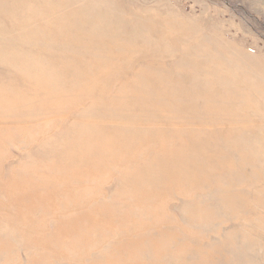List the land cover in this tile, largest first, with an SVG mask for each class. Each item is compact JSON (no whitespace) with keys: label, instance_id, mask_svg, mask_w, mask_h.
<instances>
[{"label":"rangeland","instance_id":"obj_1","mask_svg":"<svg viewBox=\"0 0 264 264\" xmlns=\"http://www.w3.org/2000/svg\"><path fill=\"white\" fill-rule=\"evenodd\" d=\"M0 264H264V0H0Z\"/></svg>","mask_w":264,"mask_h":264},{"label":"bare ground","instance_id":"obj_2","mask_svg":"<svg viewBox=\"0 0 264 264\" xmlns=\"http://www.w3.org/2000/svg\"><path fill=\"white\" fill-rule=\"evenodd\" d=\"M2 17V16H1ZM77 17V16H76ZM82 17V16H81ZM7 18V17H6ZM68 23V22H67ZM5 24V23H4ZM58 37V36H57ZM60 87V86H59ZM216 160V159H215ZM210 179V178H209ZM209 182V180H208ZM12 195V194H11ZM14 197V196H13ZM227 201V200H226ZM77 227V226H76ZM37 237V236H36ZM37 239V238H36ZM32 241V240H31ZM33 242V241H32ZM198 262V261H197Z\"/></svg>","mask_w":264,"mask_h":264}]
</instances>
